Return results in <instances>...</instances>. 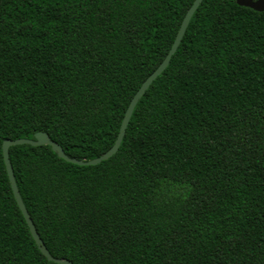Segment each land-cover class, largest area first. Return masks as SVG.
Returning <instances> with one entry per match:
<instances>
[{"label": "trees", "instance_id": "16d2710c", "mask_svg": "<svg viewBox=\"0 0 264 264\" xmlns=\"http://www.w3.org/2000/svg\"><path fill=\"white\" fill-rule=\"evenodd\" d=\"M193 1L0 0V264H63L30 231L3 141L45 131L70 157L103 154ZM121 141L96 165L10 146L52 256L264 264V11L203 0Z\"/></svg>", "mask_w": 264, "mask_h": 264}, {"label": "water", "instance_id": "95a60500", "mask_svg": "<svg viewBox=\"0 0 264 264\" xmlns=\"http://www.w3.org/2000/svg\"><path fill=\"white\" fill-rule=\"evenodd\" d=\"M203 0H194L193 3L190 5V7L188 8L182 22L180 23V27L179 30L176 34V37L172 43V45L170 46L169 51L167 52V54L165 55L164 59L161 61V63L156 67V69L144 80L142 81V85L139 87V89L136 91V93L134 94V96L132 97L125 115L123 117L122 123L120 125V129L117 135V138L114 140V144L112 146H110V148L105 151L103 154H101L98 157L89 159V160H85V159H77L74 157H70L69 155H67L63 149V147L53 141V139H50L49 134L45 131H39L35 134L34 138H16V139H8L6 138L3 141L2 144V150H3V156H4V160H5V164H6V168H7V172H8V176L10 179V183L13 189V193H14V198H16V201L18 203V206L20 207L26 221L27 224L30 228V231L37 243V245L39 246L40 250L43 252V254L52 261H55L57 263H63V264H73L72 261H70L69 259H64V258H59V257H54L51 255V253L49 252V250L47 249L45 243L43 242V240L41 239L34 223L33 220L27 210V207L23 201V198H21V194L19 191V188L17 186L16 180H15V175H14V171H13V167L11 164V160H10V156H9V148L12 145H18V144H31V145H43V144H49L52 146V149L54 151L57 152V154L59 155V157L72 162V163H76L79 165H96L98 163H100L103 160L108 159L110 156L114 155L118 149L119 146L121 144V139H123L125 132H126V128L127 125L129 123V120L131 118V115L133 113V110L135 108V105L137 104L138 100L143 96V94L145 93V91L148 89V87L150 86V84L152 83V81H154L156 79V77L158 75H160L165 68L168 66L169 62L171 61V58L173 56V54L175 53V51L177 50L181 39L186 31V28L188 26V23L193 15V13L195 12V10L198 8V6L200 5V3ZM237 3L239 5H243L246 7H250L254 10L257 11H264V0H236Z\"/></svg>", "mask_w": 264, "mask_h": 264}]
</instances>
